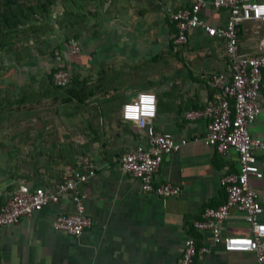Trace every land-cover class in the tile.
Instances as JSON below:
<instances>
[{
  "label": "crops",
  "instance_id": "0c3cea01",
  "mask_svg": "<svg viewBox=\"0 0 264 264\" xmlns=\"http://www.w3.org/2000/svg\"><path fill=\"white\" fill-rule=\"evenodd\" d=\"M195 0H96L85 8L81 50L72 53L65 31L55 24L17 54L0 52V200L21 185L50 191L64 167L88 157L95 175L80 188L93 226L80 236L53 228L61 213L77 211L73 193L63 194L32 218L0 227V264H180L187 237L195 239L196 264H252L253 251H227L210 229L201 230L205 210L227 198L223 178L239 171L238 153L220 152L205 142L208 118L189 119L223 96L212 76L231 77L224 40L202 27L189 32L185 44L174 40V23L165 5L189 7ZM56 9L51 20L61 17ZM230 9L206 7L202 18L225 24ZM65 39V40H64ZM241 52H264V19L240 24ZM18 57L20 59H18ZM66 66L74 80L58 87L54 70ZM56 71V70H55ZM150 90L158 98L156 130L170 132L187 144L164 156L156 183L181 188L163 198L143 189L122 169L120 157L139 145L151 147L148 131L124 121L121 108ZM261 112L250 124L253 137L264 139V71ZM263 177H250L263 206L264 155L258 153ZM226 235H250L251 225L236 208L222 224Z\"/></svg>",
  "mask_w": 264,
  "mask_h": 264
},
{
  "label": "built area",
  "instance_id": "2783aa9c",
  "mask_svg": "<svg viewBox=\"0 0 264 264\" xmlns=\"http://www.w3.org/2000/svg\"><path fill=\"white\" fill-rule=\"evenodd\" d=\"M251 5H264V0H195L189 7H174L165 5L164 10L175 24L177 33L175 42L185 44L189 39V32L202 27L209 36L224 40L226 54L231 59V77L224 73L212 76V85L223 91V96L210 99L203 109L190 110L186 113L189 119L208 118L205 142L215 146L220 152L231 149L238 153L240 169L229 172L223 178V185L227 192L226 200L217 207L205 210L204 219L195 221L198 229H210L216 242H222L227 251H253L256 260L252 264H264V232L261 226L263 206L257 191L250 184V177H263V171L258 164V153L264 155V139L253 137L249 126L261 112L259 97L262 88L264 71V52L246 53L239 49L240 24L246 20L259 18ZM214 9H230L225 24L215 26L202 18V11L206 7ZM246 6H249L246 8ZM72 53H78L81 46L78 39L69 40ZM73 73L60 65L53 74L58 86L71 83ZM156 97V114L153 118L141 117V128L148 131L151 147L143 145L126 151L120 157L123 170L131 173L140 180L147 192L158 194L163 198L176 197L180 194L179 185L171 182L156 183L157 176L164 156L179 151L187 144V139H177L172 133L156 130L154 120L158 115V98L155 92L145 90ZM140 93V92H139ZM138 93V94H139ZM138 102V95L125 104ZM133 122V121H131ZM95 166L85 156H80L75 165L63 168L60 181L50 191L44 187L31 188L23 184L6 201L0 200V227L17 223L23 218H32L46 205L56 203L66 193H73L78 203L77 211L61 213L53 221V228L74 236H80L93 226V218L86 212V207L80 193L81 186L95 175ZM236 208L243 213L245 220L251 225L250 235H224L222 224L229 217L230 210ZM199 253L196 241L189 236L185 242L180 264H196Z\"/></svg>",
  "mask_w": 264,
  "mask_h": 264
},
{
  "label": "trees",
  "instance_id": "16d2710c",
  "mask_svg": "<svg viewBox=\"0 0 264 264\" xmlns=\"http://www.w3.org/2000/svg\"><path fill=\"white\" fill-rule=\"evenodd\" d=\"M95 1L0 0V52H13L18 56L19 49L29 44L31 40L41 43L42 35L55 29V24L62 29L67 28L65 36L68 42L71 38H78L81 29L87 26L86 16L83 12ZM56 9H60L62 16L51 20ZM173 26L174 35H176L177 29L175 24ZM18 59L20 58L18 57ZM73 80L74 78L71 82ZM58 87L63 88V86Z\"/></svg>",
  "mask_w": 264,
  "mask_h": 264
},
{
  "label": "clouds",
  "instance_id": "9594fccd",
  "mask_svg": "<svg viewBox=\"0 0 264 264\" xmlns=\"http://www.w3.org/2000/svg\"><path fill=\"white\" fill-rule=\"evenodd\" d=\"M249 6H246V8ZM255 10L257 18L264 14V5H251ZM156 114V97L146 92L138 94V102L125 104L122 109V115L125 120H131L134 123L141 124V117L153 118ZM264 232V226L260 229Z\"/></svg>",
  "mask_w": 264,
  "mask_h": 264
},
{
  "label": "rangeland",
  "instance_id": "374dc122",
  "mask_svg": "<svg viewBox=\"0 0 264 264\" xmlns=\"http://www.w3.org/2000/svg\"><path fill=\"white\" fill-rule=\"evenodd\" d=\"M75 39H77V38H75ZM65 40V39H64Z\"/></svg>",
  "mask_w": 264,
  "mask_h": 264
}]
</instances>
